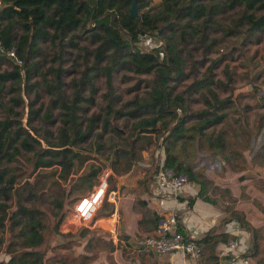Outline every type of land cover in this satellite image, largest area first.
Instances as JSON below:
<instances>
[{
  "label": "trees",
  "instance_id": "16d2710c",
  "mask_svg": "<svg viewBox=\"0 0 264 264\" xmlns=\"http://www.w3.org/2000/svg\"><path fill=\"white\" fill-rule=\"evenodd\" d=\"M155 1L137 0L141 11L134 18L132 0H0V245L5 243L0 255L9 256L0 257V264H88L84 253L50 255L41 246L50 228L58 234V224L72 208L65 209L64 197L89 189L103 167L127 171L141 160L142 150L154 145L164 153V166L190 180L200 174L183 158L188 144L222 152L218 135L200 136L201 129L222 118L215 112L220 100L213 70L220 57H210L218 50L214 34L248 38L261 33L264 0ZM225 15L227 23L221 21ZM146 35L159 36L160 43L141 50L138 43ZM12 47L15 57L7 55ZM194 50L203 57L192 60ZM207 58L200 73L196 64ZM121 66L152 76L143 94L124 102L112 85ZM224 74L229 83L227 66ZM101 75L106 90L92 111L94 78ZM189 76H194L192 82L177 91ZM197 93L207 107L191 112ZM117 120L125 130L129 127L126 134L116 127ZM46 169L55 173H42ZM71 174L76 177L69 181ZM41 177H51L47 184L57 185L48 197L51 208L37 187ZM176 225L183 233L178 219ZM86 232L81 229L80 235ZM69 233L67 238L74 236Z\"/></svg>",
  "mask_w": 264,
  "mask_h": 264
},
{
  "label": "crops",
  "instance_id": "0c3cea01",
  "mask_svg": "<svg viewBox=\"0 0 264 264\" xmlns=\"http://www.w3.org/2000/svg\"><path fill=\"white\" fill-rule=\"evenodd\" d=\"M207 153L185 149L183 158L200 176L190 179L177 198L155 183L154 174L164 159L157 146L142 150L141 160L127 171L103 167L112 171L107 192L115 194L104 200L95 219L112 228L83 225L70 231L73 237L63 238L56 253H84L88 264H192L180 251L160 255L128 242L141 243L160 215L174 213L183 233L200 242V264H264V151L259 158L243 156L242 161L224 152L205 157ZM81 229L87 230L83 236ZM230 240L237 241V247L230 248Z\"/></svg>",
  "mask_w": 264,
  "mask_h": 264
},
{
  "label": "rangeland",
  "instance_id": "374dc122",
  "mask_svg": "<svg viewBox=\"0 0 264 264\" xmlns=\"http://www.w3.org/2000/svg\"><path fill=\"white\" fill-rule=\"evenodd\" d=\"M158 2L159 1L157 0L154 3ZM140 11L141 10L137 9V13ZM221 21L227 23L228 16H223ZM214 35L218 37V50L210 57H220V60L213 70L215 79H218V88L216 91L218 93V100H220V107L218 105V109H215V112L218 116H222V118L219 123L213 127L205 129H201L200 127V136H204V133L212 134L213 136L218 135L220 138V144L223 146V154L228 156L230 155V157L234 156L235 159L237 158L240 161H242L241 158L243 156L245 158L246 156L252 158L258 156L259 158L262 156V152L264 151V30L257 35L249 36L248 38H244L243 36L236 38L231 35L222 36L221 31H217ZM159 39V36L146 35L145 37L143 36L140 43H138V46L141 50H148L157 46L160 43ZM190 54L192 56V60H198L203 57L200 50L190 51ZM208 59L210 58L203 60L200 65L196 64V69H198L200 73L203 72L208 65ZM225 66H227L228 70L231 72V81L229 83H227V78L224 74ZM187 69H189V65L186 70ZM70 77L71 76L66 77V80L68 81ZM193 77L194 76H189L188 79L183 80L176 90L179 91L184 89L186 85H189L192 82ZM150 78H152L151 75H135L128 69L121 66L113 73L112 85L114 91L121 98L122 102H124L131 99L135 94H143L148 89L146 80ZM94 83L96 85L97 92L94 95V103L89 106V109L92 111L98 110V103L100 101L101 94L106 90L105 77L103 75L95 77ZM135 85L137 87L136 89L134 88L135 91L131 90ZM202 93L207 94L204 90ZM207 97L210 99L209 93L207 94ZM194 98L195 100H193L189 106L191 112H198L207 107L202 100L203 97L201 94H195ZM47 100L48 98L45 95L41 97V101L44 104L47 103ZM116 125V127L122 131L123 134H126V130L127 132L129 131L128 126H125L126 130L124 129V125L121 120H117ZM106 142L107 141H105V143ZM195 146L196 142H194L193 145L188 144L184 150L187 147H190V149L196 153L197 149ZM205 150L207 149L205 148ZM209 155L210 152L207 153L205 157H208ZM199 158L203 159V156H200ZM224 159L225 158H222V160ZM216 166L218 169V163ZM30 171L31 166H28L27 176ZM42 173L53 174L55 172L54 169H46L42 170ZM24 176H26V174ZM75 177V174H71L68 179L71 181ZM29 178L30 181H35L33 176ZM52 178L59 181L57 184L61 185V181L58 180L59 178L57 175H54ZM52 178L41 177L37 185L39 191L43 190L42 198L44 199L45 206L49 208H51L52 204L48 200L54 195L51 191H57V185L51 187L47 184ZM70 183H68V185H70ZM62 188H64L65 193L69 189L66 185L62 186ZM88 191L89 190L87 189L85 191L73 192L68 196V198L65 199L64 197L63 206L65 209H67L68 206L73 207L75 201ZM70 197H72L73 200L72 204H70ZM105 208L106 206L102 207L101 210L103 211ZM70 210L66 213L70 212ZM52 218L54 219V217ZM60 223L57 226L58 234L54 233L52 228L45 233V242L41 248L47 250L50 255L51 253H56L57 248H59L56 247L54 250V247L52 248V246L54 244L59 245L63 238H67V233L60 230ZM70 234L71 233L68 235ZM3 246H5V243L0 245V249H2ZM51 248L53 251H51ZM0 257L8 259L9 256L1 254Z\"/></svg>",
  "mask_w": 264,
  "mask_h": 264
},
{
  "label": "built area",
  "instance_id": "2783aa9c",
  "mask_svg": "<svg viewBox=\"0 0 264 264\" xmlns=\"http://www.w3.org/2000/svg\"><path fill=\"white\" fill-rule=\"evenodd\" d=\"M143 38V37H142ZM141 38V40H142ZM3 49L0 43V50ZM15 47L7 51V55L15 57ZM21 63V61H18ZM112 173L110 168H104L99 180L94 184L87 193L80 196L74 203L70 212L66 213L60 223L62 232H70L82 227L83 225L99 224L106 228H112L109 222L95 219L97 211L102 206L105 199H113L114 192L108 191V180ZM154 180L157 187L169 194L173 198H177L189 184L186 173L177 172L171 167L164 166L163 159L157 167L154 174ZM177 217L174 213L160 215L157 219L153 232L144 237L140 242L144 244L147 251L156 254H168L180 251L192 264H200L201 246L194 240L189 239L184 233L177 230ZM235 240H230L228 246L230 248L237 247ZM228 264V263H221Z\"/></svg>",
  "mask_w": 264,
  "mask_h": 264
},
{
  "label": "water",
  "instance_id": "95a60500",
  "mask_svg": "<svg viewBox=\"0 0 264 264\" xmlns=\"http://www.w3.org/2000/svg\"><path fill=\"white\" fill-rule=\"evenodd\" d=\"M137 5H136V0H132V4H131V8H130V13L132 15V17L136 18L138 16L137 14ZM128 242L136 248H144V244L143 243H138L137 241L133 240V239H128Z\"/></svg>",
  "mask_w": 264,
  "mask_h": 264
}]
</instances>
